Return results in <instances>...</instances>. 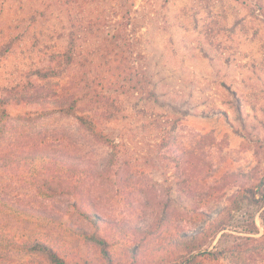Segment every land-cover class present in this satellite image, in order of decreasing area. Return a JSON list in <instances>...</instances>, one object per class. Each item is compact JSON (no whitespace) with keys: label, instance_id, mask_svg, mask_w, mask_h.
Listing matches in <instances>:
<instances>
[{"label":"rangeland","instance_id":"obj_1","mask_svg":"<svg viewBox=\"0 0 264 264\" xmlns=\"http://www.w3.org/2000/svg\"><path fill=\"white\" fill-rule=\"evenodd\" d=\"M2 45L0 100L9 103L10 118L0 124V153H54L89 170L82 190L92 211L129 232L108 239L114 264H157L153 257L131 260L139 242L131 235L151 227L163 205L173 215L166 232L196 234L202 248L217 245L223 232L230 235L223 246L242 237L258 244L261 210L243 207L224 217L240 188L224 177L246 174L247 185L264 189V0H0ZM20 94L63 102L76 97L82 113L101 114L120 150L118 185L97 177L109 147L74 116L16 104ZM118 189L124 198L115 196ZM0 196L57 221L0 210V222L12 231L57 236L79 254L100 256L64 226L91 231L72 207L74 195L44 198L25 168L0 173ZM248 216L257 234H248ZM183 254L174 252L168 262ZM38 259L0 251V264Z\"/></svg>","mask_w":264,"mask_h":264},{"label":"trees","instance_id":"obj_2","mask_svg":"<svg viewBox=\"0 0 264 264\" xmlns=\"http://www.w3.org/2000/svg\"><path fill=\"white\" fill-rule=\"evenodd\" d=\"M3 48L6 49L7 47L0 46V51ZM16 102L19 105H34L40 109L47 108L53 114L74 116L80 125L91 133L95 141L111 149L108 164L97 173V177L118 185L120 150L118 143H115L105 133L101 114L97 112L92 114L82 113L79 107V99L76 97L63 102L51 100L39 94L30 96L20 94ZM8 105L9 103L6 100H0L1 125H5L10 118ZM115 167L116 170H114ZM25 168L30 170L31 181L38 186V192L45 196L44 198H54L59 195H74L78 198V201L72 207L77 214L88 220L91 224V231L87 232L69 223H65L64 226L72 235L94 244L100 256L96 257L92 253L86 252L79 254L78 250L72 247L68 241L57 236L36 234L31 231H12L11 225L0 222L1 253H32L39 256L35 264H76L77 261H83L85 264H114L113 254L109 251L111 244L108 239L115 237L125 239L129 237V232L118 227L109 226L107 222L92 211L90 201L86 198L87 193L82 190L84 181L90 176L89 170L79 168L76 163H68L62 158L56 157L54 153L49 154L41 151H32L25 155L4 151L0 153V173L12 174L14 170L24 172ZM224 179L232 180L240 185L236 194L228 199L229 206L224 209V217L231 216L232 213L243 207H255L261 210L260 219L264 229V189L260 186L250 187L247 185L249 179L246 174L227 175ZM214 191L215 189H210L208 195H213ZM115 196L124 198L120 189L116 190ZM0 210L24 220L49 224L57 223L56 219L48 215L37 210L19 207L2 196H0ZM198 216L205 217L203 213H199ZM172 218L173 215L168 211V206L163 205L160 215L151 227L130 234L131 236L138 234L139 238V242L130 251V258L134 263L153 257L158 260L156 261L157 264H170L168 261L173 258L174 252L184 251L185 254L176 264H208L226 259L234 261L235 264H264V231L258 240V244H249V238L242 237L240 240L243 242H232L230 245L224 246L221 241L226 237H230V235L223 232L217 245L208 249L197 245L198 236L196 234L167 233ZM223 220L222 217L219 218L220 231L227 230V225ZM246 222L248 223V234H257L258 228L253 218L248 216Z\"/></svg>","mask_w":264,"mask_h":264}]
</instances>
